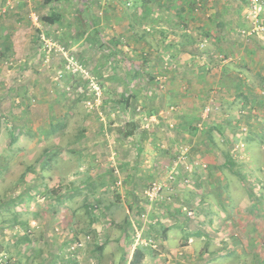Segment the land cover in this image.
<instances>
[{
  "label": "rangeland",
  "instance_id": "374dc122",
  "mask_svg": "<svg viewBox=\"0 0 264 264\" xmlns=\"http://www.w3.org/2000/svg\"><path fill=\"white\" fill-rule=\"evenodd\" d=\"M179 1L187 3L184 22L174 13L160 17L157 9L138 20L132 12L135 0H58L50 4L45 0H0V11L7 7L0 13V264H133L136 255H141L138 264L188 263L185 253L191 239L181 236L177 252L166 248L158 212L163 208L172 214L160 203L184 198L186 182L202 168L205 172L208 165L200 160V150L217 152L223 163L224 152L233 150L237 158L229 166L230 178H237L233 182L237 187L236 183L247 187L256 207L247 204L230 214L220 209L223 221L217 218L216 226L205 228L208 207L200 203L202 210L195 217L193 210L183 208L188 205L183 199L175 200V208H182L178 212L173 207L175 217L192 228L191 232L203 230L201 235L211 238V252L220 249L221 255H227L226 247H234L236 242L259 249H250L247 256L227 264L264 261L262 78L249 68L241 74L249 88L262 90L254 96L256 100H229V108L212 102L205 109L183 113L169 97L171 79L180 77L172 74L183 67L171 54L175 47L168 50L164 72L159 73L166 79L156 77V81L151 73L160 71L159 63L146 77L134 80L127 77L140 64L128 63L127 57L119 54L118 64L110 59L95 60L98 49L92 40L97 31L91 28L110 21L123 26L130 20L138 33H153L155 39L164 30V39L170 35L177 44L191 38L199 46L203 43L195 51L194 71L202 65L205 73L223 66V57L215 58V52L207 55L212 45L201 31L208 18L213 19L210 10L229 4L243 16L240 11L246 9L250 27L245 30L249 35H244L251 36V41L258 42L257 34L264 30V11L254 20L249 0ZM114 2L119 8L117 16L110 4ZM52 10L59 17L49 24L43 17ZM161 18L169 27L162 26ZM191 29L198 33L196 37L189 33ZM101 51L103 57L109 54L107 46ZM189 83L187 79L183 84ZM209 98L203 95L204 106ZM194 103L193 107L202 105ZM144 113L153 116L148 123ZM24 152L25 165L15 161ZM28 167L32 175L26 174ZM145 170L154 174L143 187L139 178H145L140 176ZM133 176L141 182L136 191L130 186ZM197 179L200 181L194 177L198 183ZM153 183L161 185L159 192L152 191ZM190 204L197 207L194 200ZM20 220L21 225L16 224Z\"/></svg>",
  "mask_w": 264,
  "mask_h": 264
},
{
  "label": "crops",
  "instance_id": "0c3cea01",
  "mask_svg": "<svg viewBox=\"0 0 264 264\" xmlns=\"http://www.w3.org/2000/svg\"><path fill=\"white\" fill-rule=\"evenodd\" d=\"M135 1V8H133L132 12L138 20L139 18L142 20V14H155L157 9L160 10V17H162L163 15L166 17V15H171L172 13H174V15L178 16L177 19L180 18L183 22L185 21L183 10L184 5L187 3L182 4L183 2H180L179 0L176 4V0H157L156 3H153L154 0ZM192 1L193 4H195L194 0H190L189 4H191ZM210 1L211 0H209V2ZM178 3H180L179 6H177ZM110 4H112V10L116 15L119 12V8L117 7L115 2ZM210 11V15L214 13L213 15H215V19L213 15H211V18L213 19L208 18L206 28H201V31L205 32L207 34L206 36L210 38V45H212V48L208 49L207 55L211 57L212 52H215V58L218 59V57H223V66H218L212 69L211 72L208 71L207 73H205V67L202 65L201 67L198 66V69L194 71V67L197 66V63H195V61L198 58V55H196L195 51H197L198 48L201 47V44L199 46L197 43H195L194 39L191 38L190 42L181 41V43L179 42L177 44L175 41H173V38L170 35H168V37L164 39L167 36L165 35L166 31L164 30L158 31V39H155L153 37V33H145L143 30L142 32L138 33V30L134 27L133 22H131L130 20L124 23L123 26H118L114 24V22L110 21L107 23V25H95L93 28H91L92 30L94 29L95 32L97 31V35L95 34V38L94 40H92L93 44L98 49L95 60L98 63H101L110 59L111 61L118 64L119 54L120 56L127 57V59H125L128 63L134 62L140 64L137 67V70H133L132 72H130V76L127 77L134 78V80L140 79L142 76L146 77L147 75L145 74H150V68L153 65L159 63L161 64L159 66L160 71L151 73L152 79L156 81V77H165L166 79V75L163 76V74L159 73L164 72L162 70V64L164 63V57L167 55L168 50L170 51L172 50L171 48L175 47V51L171 52V54L175 56V60L181 63L183 67L181 66L182 68L179 71H176L172 74L173 77H175V75H179L180 77H177L174 80L171 79V83H173V86H171L169 83L168 87L173 89V91H171L173 95L171 94V96H169L170 102L174 101L178 103L180 105L179 110H182L181 112L192 113L195 111H199L205 109V107L212 102L216 105L221 104L224 106V104H226L229 108V104H231L229 100L233 102L238 98L236 101L237 103L240 98L242 102L246 103L252 100H256L254 96L261 93L260 91L262 90H259L258 93L257 90L249 88V86L245 83L246 79H243L241 77V74L244 72L248 73L249 69H252L254 70L255 76L262 78L264 82V30L261 31V33L257 34L258 37H260L258 38V42L257 40L251 41V36H245L249 35L245 34V30H248L250 27L244 15V13H246V9L240 11L243 16L240 15L238 10H231L229 4H221V6L217 8L215 7ZM161 19V23L164 24L162 26L169 27L167 25L168 23L163 20V18ZM244 21L247 23V25L243 24ZM246 27L247 29H245ZM189 33L192 35V37H196L198 35V33L192 29ZM233 34H236V36H240V38L243 35L244 38L243 40H241L240 38H234L231 36ZM254 35L256 34L254 33ZM231 38H234L235 41L231 40ZM86 40L87 37L84 39V41L87 42ZM250 42L252 44H250ZM180 44L183 45L182 49L180 48ZM105 46L108 47L109 54L103 57L100 54L102 52L101 50H105ZM126 48H128V50H126ZM82 49L88 54V50L86 48ZM216 51L221 55H218ZM122 52H124L125 54ZM241 55H243V57ZM85 57L88 58L86 55ZM201 77L205 78V81H201L199 79ZM187 79H190L192 83H189L188 86H185L183 83H187ZM181 87L183 89H181ZM184 87H187V89L185 90ZM133 89H131L132 93H134L135 91ZM204 94L206 98H209L210 96V98L207 99L208 101L205 106L204 104H202V101L204 103V100H202ZM215 95H219L218 99L215 98ZM194 101H197L202 105L200 107H193L195 104ZM239 105L241 106V104ZM208 135H210V138H212V134ZM208 153L210 154H207L205 152L202 153L200 150V160L208 165V167L205 168V172H203L204 169L202 168L198 173H195L194 177L200 178V181L199 179H197L198 183L196 182V180H194V177L186 182L187 184L185 186V193H183L184 198L179 199V197H172L173 200H168L160 203L161 207L163 206L173 211V213L171 214L165 212L162 208L158 212V217L164 224L162 226L164 229L163 240L165 242V247L174 250V252H177L178 250L176 246H178L179 240L181 239L180 237L183 235L186 238H190V241H192L189 245L190 247H186L185 255L187 257L185 260H187L188 263L181 262L173 264H227L231 260L247 256L250 249L255 250V252H259V249H256L255 245L249 248V245H239L238 242H236V245L232 244L234 247L228 249L226 247L225 250L227 252L229 251L227 255H221L222 251L216 248H214L216 249L214 250V252H211L210 247H213L211 246V238L209 241V236H206V233H204V235H201L202 232L200 231L203 230L198 229L196 230V232H191L192 228H186V224L182 222L181 218L178 219L177 217H175L177 214L176 210L178 212H180L179 209L182 210L181 207L178 209L175 208L178 207L175 206L176 201L182 202L181 200L183 199L186 200H184L186 202L185 204H188L184 205L183 208H189L193 210V216L195 217L199 216L200 211L202 210L199 207L200 203H202V206L208 207V221H206L205 223V228L216 226L215 223L217 222V218L220 219H218V222L223 221L224 212H222L220 209L228 211L230 214L231 211L238 210L240 206L244 207L247 204L256 207L255 200L248 197V193L246 192L247 187H245L243 183H236L240 185V188L237 187L233 184V182L237 181V178H230L231 172L229 166H232L233 161L237 158L233 150H231V152H224V163L220 162V159L222 158L217 152L215 153V151H209ZM26 155V152H24V154L22 153V156L15 158V161H22L23 165H25L26 159L24 158L26 157L24 156ZM26 174L32 175L31 167L27 168ZM153 174V170H145V172L140 175H145V178H139V180L143 181V187L148 184V182L145 181L146 179L149 180V175L151 176ZM132 175L135 174L132 172ZM240 178H242L241 175ZM136 179L137 178H135L134 176L132 177L130 183L132 191H136L135 187L138 188L141 183L138 182V179ZM193 200L197 204V207H193L192 204H190V202H192ZM133 207L134 206L131 204V208ZM172 218L174 221L172 220ZM22 222L23 221L20 220V222H17L16 224L21 225ZM178 222H182V224H178ZM190 232L191 234L187 236V234ZM209 235L211 236V234ZM250 236H252V234H250ZM235 248H239V250ZM233 249L234 251H232ZM205 254H208L209 256L207 258H203V255ZM261 264H264L263 260Z\"/></svg>",
  "mask_w": 264,
  "mask_h": 264
},
{
  "label": "built area",
  "instance_id": "2783aa9c",
  "mask_svg": "<svg viewBox=\"0 0 264 264\" xmlns=\"http://www.w3.org/2000/svg\"><path fill=\"white\" fill-rule=\"evenodd\" d=\"M104 1H115V0H104ZM250 2V14H254L253 18L254 20H259V13L260 12H263L264 11V0H249ZM131 5L130 1H128V5ZM7 10V7L6 8H3L0 13H4L5 11ZM148 29V28H147ZM201 47H203V43H201ZM209 108V107H208ZM141 107L139 106L138 107V110L141 111ZM150 118L152 119L153 116L150 115V114H143V119L144 121L146 120V122L148 123ZM151 189L153 192L157 193L159 192V190L161 189V185L160 184H156V183H153V185L151 186ZM148 191V190H147ZM150 194V192H148ZM99 206V205H98ZM98 206L95 205V208L97 211H99L98 209Z\"/></svg>",
  "mask_w": 264,
  "mask_h": 264
},
{
  "label": "trees",
  "instance_id": "16d2710c",
  "mask_svg": "<svg viewBox=\"0 0 264 264\" xmlns=\"http://www.w3.org/2000/svg\"><path fill=\"white\" fill-rule=\"evenodd\" d=\"M55 1H58V0H45V2L47 4H50V3L55 2ZM58 17H59V15L56 12H54V10H52V12H51L50 15L43 17V20L45 22L49 23V24H53L58 19ZM232 164L234 165V162ZM140 259H141V255L140 256H137L136 255L132 263L133 264H138V262H139Z\"/></svg>",
  "mask_w": 264,
  "mask_h": 264
}]
</instances>
